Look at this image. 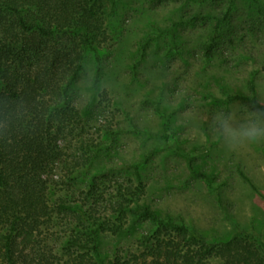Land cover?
<instances>
[{"label":"rangeland","instance_id":"obj_1","mask_svg":"<svg viewBox=\"0 0 264 264\" xmlns=\"http://www.w3.org/2000/svg\"><path fill=\"white\" fill-rule=\"evenodd\" d=\"M103 1L94 42L100 91L93 88L98 63L88 51L69 94L79 117L59 138L67 159L53 169L52 209L62 202L92 204L97 197L89 193L96 186L110 199L120 185L135 189L138 184L126 167L146 161L141 169L145 189L136 204L162 218L170 215L212 242L229 240L237 226L264 240V112L247 102H227L230 94H250L253 82L264 105V0ZM19 33L18 62H9L17 66L29 59L26 49L41 42L37 35ZM49 41L73 47L66 39ZM208 45L213 46L209 57ZM110 125L117 135L103 131ZM170 129L180 149L194 156L192 162L160 138ZM80 136L103 145L97 159L83 168L69 159L81 156ZM194 172L213 178L220 190H211ZM70 219L59 215L60 224L43 232L57 253L55 264H66L73 254L60 240L81 230ZM123 229L102 235L107 259L139 252L149 226L128 219Z\"/></svg>","mask_w":264,"mask_h":264},{"label":"trees","instance_id":"obj_2","mask_svg":"<svg viewBox=\"0 0 264 264\" xmlns=\"http://www.w3.org/2000/svg\"><path fill=\"white\" fill-rule=\"evenodd\" d=\"M103 6V0H0V264L58 262L43 232L60 224L59 215L71 217L81 228L60 238L61 246L73 251L66 264H264L261 235L245 233L237 226L229 240L212 242L184 222L170 215L162 218L152 208L136 204L135 198L145 189L141 169L146 161L126 167L138 184L135 189L120 185L110 199L98 194L96 186L89 193L97 197L92 204L62 202L52 209L49 192L57 184L53 169L66 158L59 138L79 117L69 94L85 69L88 51L94 52L98 63L93 88L100 91V57L94 42L101 31ZM19 32L37 35L41 42L27 48L29 59L17 66ZM56 39H66L73 47L52 46L49 40ZM212 49V45L206 47L208 57ZM237 101L264 112L253 82L250 94L228 95L227 102ZM103 131L118 134L111 125ZM160 138L176 154L193 161L194 156L180 149L176 131L170 129ZM77 146L81 156L69 159L81 168L92 164L103 149L101 143L83 136ZM194 175L211 190H220L210 176ZM128 219L149 226L140 239V251L107 259L101 250L102 235L122 233Z\"/></svg>","mask_w":264,"mask_h":264}]
</instances>
